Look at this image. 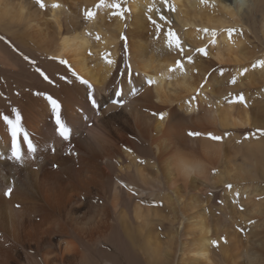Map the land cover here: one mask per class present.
I'll return each mask as SVG.
<instances>
[{"label":"bare ground","instance_id":"bare-ground-1","mask_svg":"<svg viewBox=\"0 0 264 264\" xmlns=\"http://www.w3.org/2000/svg\"><path fill=\"white\" fill-rule=\"evenodd\" d=\"M209 1L0 0V264H264L256 0Z\"/></svg>","mask_w":264,"mask_h":264},{"label":"rangeland","instance_id":"rangeland-1","mask_svg":"<svg viewBox=\"0 0 264 264\" xmlns=\"http://www.w3.org/2000/svg\"><path fill=\"white\" fill-rule=\"evenodd\" d=\"M123 1L127 2L128 0H114V3H119L120 5L119 8H123V5H124L122 3ZM155 1H157L155 5L159 3V5L157 6H162V7L165 6L166 8L165 12H166L167 17L169 18L173 17L172 13L175 11V9H177L176 6L178 5V2H176V0L175 1L174 0H164V1L155 0ZM230 1H231V5H229L230 9L231 8L236 9L237 5L234 4L233 0H230ZM230 1L228 0L226 4L227 5L230 4ZM206 2L211 4L209 0H206ZM167 17L165 15L164 16L160 15L159 21H162V23L164 24L165 19ZM263 17H264V0H256L255 6L251 8V12L246 21H243L242 19L236 17L232 20H234V22H237L239 26L232 25L233 23L229 24V27L231 30H233L234 32H238V33L240 32L241 35H243V38L246 40L249 46L254 49L253 51H255L256 58H258V60L260 59L259 57H261L260 55L264 53V37L262 34V31L264 29V21H263L264 18ZM1 36L4 37V34H1ZM240 138L241 137H238V139ZM218 190H220V187L210 189L211 192H216ZM221 196H222V193H220L217 198L219 202H222ZM215 211L219 215L222 214V213L220 214L221 210L217 208Z\"/></svg>","mask_w":264,"mask_h":264},{"label":"snow or ice","instance_id":"snow-or-ice-1","mask_svg":"<svg viewBox=\"0 0 264 264\" xmlns=\"http://www.w3.org/2000/svg\"><path fill=\"white\" fill-rule=\"evenodd\" d=\"M36 2L38 4H40L41 7H44L43 0H36ZM103 3H104V0H101V4H103ZM55 6H58V5H54V7ZM111 6L113 8H117V9L120 7L119 3H113ZM86 15L87 16H92L93 13L88 12V13H86ZM170 36H172L173 38H175V36H174L173 33H170ZM109 63H111V61H109ZM177 65L179 66V61H177ZM150 83H151V81H150ZM49 99L51 100L52 107L54 109H57L58 110L59 109V105H58L57 101L55 99L51 98V97H49ZM240 99L242 100L243 97H240ZM117 103H119V101H117ZM93 104L95 106V101H93ZM163 118H164V116L161 115V119H163ZM4 120H6L7 123L12 126V133H11L12 136L13 137H17L18 131H17V126L16 125L20 121L19 115L16 116V124H13L12 120H10L7 115L4 116ZM56 124H57V130L59 131V134L62 137H64L65 139H68L69 136L71 135V129L68 128L62 122V120L59 117V114H57ZM260 131H261V134L264 135V130H260ZM189 135H199V133H189ZM213 139L219 140L220 137L219 136H214ZM27 148H28L29 151H35V148L31 144V142L28 143ZM11 150H12V156H13V158H15L17 160H22L23 159V154H24L23 153V149L16 142L13 143ZM229 187H231V186L229 185ZM10 193H11V188L8 189V193H6V194H10ZM213 243H215V242H213Z\"/></svg>","mask_w":264,"mask_h":264}]
</instances>
